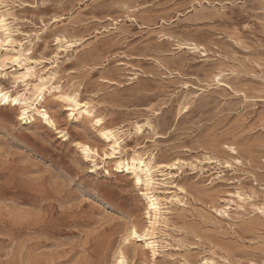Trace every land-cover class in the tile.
I'll return each instance as SVG.
<instances>
[{"label":"rangeland","instance_id":"374dc122","mask_svg":"<svg viewBox=\"0 0 264 264\" xmlns=\"http://www.w3.org/2000/svg\"><path fill=\"white\" fill-rule=\"evenodd\" d=\"M0 15L16 42L0 53L22 58L2 87L31 68L63 132L0 103V264H115L127 228L149 226L117 167L137 157L157 166L167 219L156 259L134 240L130 264H264V0H0ZM63 94L114 129L117 157ZM78 142L99 149L95 171Z\"/></svg>","mask_w":264,"mask_h":264},{"label":"bare ground","instance_id":"6f19581e","mask_svg":"<svg viewBox=\"0 0 264 264\" xmlns=\"http://www.w3.org/2000/svg\"><path fill=\"white\" fill-rule=\"evenodd\" d=\"M18 9V8H17ZM13 10V9H12ZM15 16V14H13ZM16 17V16H15ZM0 20L3 21V28H4V31H1L2 35H0V39H5V38H11L12 36L10 35L11 34V31H10V27L8 26L9 24L7 23V20L5 18V16H2L0 15ZM58 20V19H57ZM141 22V21H140ZM18 26V25H17ZM17 29V28H16ZM43 29V28H42ZM33 30V29H32ZM36 31V30H35ZM34 32V31H33ZM27 33V32H26ZM40 34V33H39ZM21 35V34H19ZM28 35V34H27ZM23 36V35H22ZM21 37V36H20ZM26 37V36H25ZM12 39V38H11ZM23 39V38H22ZM57 39V38H56ZM14 41V40H13ZM23 41V40H22ZM61 41V40H60ZM64 41V39H63ZM16 42L14 41L13 45L15 44ZM28 43V42H27ZM61 43V42H60ZM68 43V42H67ZM57 44V43H56ZM32 45V44H31ZM65 45V44H64ZM192 49L193 50H197L199 49V46L197 44H192ZM29 47V46H28ZM13 48V47H12ZM57 48V47H56ZM62 49V48H61ZM59 51V50H58ZM193 52V51H192ZM65 53V52H64ZM38 56H40L38 54ZM218 56V55H217ZM120 57V56H119ZM5 58V55L1 54L0 53V63L3 62ZM40 58V57H39ZM49 58V57H48ZM38 60V59H37ZM41 60V59H40ZM48 62V61H47ZM53 62V61H52ZM7 65H5L4 67H6ZM4 69V68H3ZM1 71V70H0ZM14 71V70H13ZM41 71V70H40ZM44 71V70H43ZM5 72V71H4ZM34 72V71H33ZM79 72V71H78ZM24 74H26L28 76V78L30 77V74H31V68H28L27 69V72H23ZM44 73V72H43ZM21 74V73H20ZM14 75V83L16 85V89H13V90H7L5 88L2 87V82H1V79H0V92H5L8 94V98L9 99H18L19 100V104L23 105V109L25 107V99L26 97L30 98L31 95L36 91V89L38 87H46V84L44 83V81H41L40 84H35V85H30L29 83H27V80H25L23 78L22 75ZM71 74V73H70ZM69 74V75H70ZM179 74V73H178ZM3 75V73L1 74L0 73V76ZM35 75V74H34ZM54 75V74H53ZM72 75V74H71ZM40 76V75H39ZM43 76V75H42ZM13 77V76H12ZM11 77V78H12ZM53 77V76H52ZM172 77V76H171ZM62 78V77H61ZM68 78V77H67ZM13 79V78H12ZM217 79V78H216ZM66 80V79H65ZM62 81V80H61ZM216 81V80H215ZM60 82V81H59ZM20 83H23L24 86H25V92H27V94H22V95H15L16 94V90L18 89V87H20L18 84ZM66 83V82H65ZM80 84V82H79ZM21 85V84H20ZM55 86V85H54ZM57 86H59L57 84ZM227 87V86H226ZM52 88V87H51ZM230 88V87H229ZM50 89V88H49ZM48 89V90H49ZM74 90V89H73ZM81 91V90H80ZM232 91V90H231ZM29 95V96H28ZM237 95V94H236ZM92 96V95H91ZM45 97V96H44ZM60 99L61 101L65 102L68 104V108L69 107H74V105L71 103L73 100L77 101L80 103L79 101V95L78 94H63L60 96ZM44 101V98L42 99ZM41 100V102H42ZM40 102V107H38V111H35L37 113V119L35 118V115L33 113V110L30 108L29 109V115H28V118L27 119H34L35 121L39 120L40 122L46 124L47 126H49L51 129L55 130L56 132L58 133H63L62 131H60L59 127H58V124L54 118V116L51 114L50 110L47 109L45 106H43V104ZM3 104V103H2ZM81 104V108L84 107L85 104L83 103H80ZM5 105V104H3ZM10 106L12 107L13 105L10 104ZM16 107V106H14ZM22 109V108H21ZM22 109V110H23ZM139 109V108H138ZM41 112L43 113H46L48 115V119L45 120L43 118V116L41 115ZM81 115H85L86 118L90 121V123L92 124V126L97 129V131L99 132L101 138L106 142H110L112 141L113 144H118L119 145V148L117 149V153L119 152V150L121 149V145H120V142L118 141V138H117V135H116V132L114 131V129H110V128H107L105 123H104V119L101 118V117H97L93 114V111L92 110H89L87 107H85V110L83 112L80 113ZM26 119V120H27ZM101 120L102 123L100 125H96L95 124V120ZM146 120V119H144ZM30 122V121H29ZM138 129V128H137ZM141 131V130H140ZM120 132V131H119ZM66 133V132H65ZM141 133V132H140ZM59 135V134H58ZM65 135V134H64ZM96 138V137H95ZM129 138V137H128ZM152 141V140H151ZM170 143V142H169ZM86 145L88 147H90L93 151H95V146L91 145L90 143L88 142H85V143H81V142H78L77 143V146L78 145ZM134 144V143H133ZM153 144V143H152ZM110 145V147L112 146ZM123 145V144H122ZM133 146V145H132ZM124 147V146H123ZM82 154H83V151L80 147H78ZM162 148V147H161ZM228 148V147H227ZM104 149V148H103ZM229 149L232 151V149H235V151L233 152V154H237V151H236V148L231 146L229 147ZM149 151V149H148ZM155 151V150H154ZM189 151V150H188ZM84 155V154H83ZM126 155V154H125ZM110 156V154H109ZM111 158V157H110ZM85 159V158H84ZM239 159H235V161H237ZM104 161V159H103ZM240 161V160H239ZM142 162H145L144 159L140 158V157H137V158H133L131 161H121L117 164V167L119 170H122V171H125V172H128V174L130 173L131 174V180H133V184L135 187L137 188H140V190L142 191L141 192V196H143L146 200H147V208H146V215H147V219H148V224L149 226L146 227L145 229H141L140 227H138L137 225L135 224H131V226L129 228H127V233L126 235L124 236L123 240H122V246H120L116 252V257H115V264H119V261L121 259V257L123 258V260L125 261V264H130L129 262V258L125 252V247H127L128 244H130L132 241L134 240H138V241H145V247L147 250H150L151 251V254H152V258L153 259H156V257L158 256L159 254V249H160V243L159 241H157V234L158 232L160 231V227L162 225H165L166 224V208L164 207V204L162 203V200L160 199V197L156 196V189H157V186L159 185V181L158 179L156 180L155 179V174L159 171L156 170V167L152 161H149V162H146V163H143ZM213 162V161H211ZM181 164L180 162L176 165V167ZM202 164V163H201ZM238 164H241V161L240 163ZM183 165H186L185 164H182ZM228 165V164H227ZM158 169H162L161 167H159ZM170 170V169H169ZM179 170V169H178ZM180 172V171H179ZM162 173V172H161ZM223 174V173H222ZM143 179L144 183L142 185H137L135 183V180L136 179ZM157 178V177H156ZM217 178V177H216ZM171 180V179H170ZM158 181V182H157ZM239 184V183H238ZM256 184V183H255ZM174 185V184H173ZM221 185V184H220ZM183 186V185H182ZM228 186V185H227ZM165 189V188H164ZM163 189V190H164ZM184 192V191H183ZM170 196V195H169ZM193 198V197H192ZM241 198V196H240ZM170 199V197H169ZM242 199V198H241ZM238 200V199H237ZM170 202H177V203H181V200L179 198H174L172 199ZM174 207V206H173ZM179 207V206H178ZM201 209V207L199 208ZM172 210V209H170ZM175 210V207L174 209ZM201 210H204V209H201ZM236 210V209H235ZM220 214H227L226 211H221L219 210L218 211ZM210 213V212H208ZM212 214V213H211ZM175 215V214H174ZM201 215V214H200ZM228 215V214H227ZM192 216V215H191ZM204 216V215H203ZM202 216V217H203ZM229 216V215H228ZM179 218V217H178ZM192 218V217H191ZM256 218V217H255ZM193 219V218H192ZM216 219V218H215ZM176 221V219H175ZM226 221V220H225ZM223 223V222H222ZM201 224V223H200ZM127 226V225H126ZM133 229L136 230V233L140 236V237H145L146 236V239H138L136 238L135 236H133L132 234V231ZM251 229V228H250ZM172 231V230H171ZM125 233V232H124ZM176 233V232H175ZM210 233V232H209ZM94 235V234H93ZM97 235V234H96ZM182 237V236H181ZM253 238V237H252ZM29 241V239H28ZM241 241V240H240ZM169 242V241H168ZM170 243V242H169ZM132 244V243H131ZM138 244V243H137ZM88 245V244H87ZM150 245V246H149ZM204 245V244H203ZM166 246V245H165ZM209 246V245H208ZM172 247V246H171ZM47 248V247H45ZM48 249V248H47ZM45 250V249H44ZM253 250V249H251ZM47 251V250H45ZM85 251V250H84ZM24 252V251H23ZM88 253V252H87ZM167 254V253H166ZM168 256V255H167ZM205 257V256H204ZM49 258V257H48ZM51 259V258H50ZM256 259V258H254ZM204 260V259H203ZM186 261V260H185ZM52 262V261H51ZM55 262V261H54ZM175 262V261H174ZM182 263V262H181ZM180 264V263H179Z\"/></svg>","mask_w":264,"mask_h":264},{"label":"snow or ice","instance_id":"6c2138e0","mask_svg":"<svg viewBox=\"0 0 264 264\" xmlns=\"http://www.w3.org/2000/svg\"><path fill=\"white\" fill-rule=\"evenodd\" d=\"M0 31H4L3 28V21L0 20ZM14 41L11 38H5V39H0V52H3L8 46L13 45ZM59 40L57 39V44H59ZM26 59V58H25ZM22 63V58L20 55H15L12 53H7L5 54V58L3 60L2 63H0V70H3L5 65H11L13 66V68L15 66L21 65ZM20 75L23 76V78L25 80L28 79V76L24 73H21ZM14 86V85H13ZM46 93V88L45 87H38L36 89V91L31 95L30 98L26 97L25 99V107L22 111H19L17 114V119L20 121H24L28 118L29 115V109L31 108L33 110V112L38 111V106L40 105L41 100L44 98ZM0 103H3L5 105L7 104H11L13 106H18L19 105V100L18 99H9L8 98V94L5 92H0ZM74 107H69L66 109V115L68 117V119H72L77 112L81 109V104L75 100H73L71 102ZM84 107H87V105L85 104ZM186 110V109H185ZM41 115L43 116V118L45 120L48 119V115L46 113L41 112ZM102 123L101 120L97 119L95 120V124L96 125H100ZM61 136H63V133H61ZM78 147H80L83 151L84 154V158L86 160H89L92 166V170L95 171L96 166L99 164V160L98 159H92L93 157H97L100 156V151L99 149H97L96 151H93L90 147L86 146V145H78ZM119 148L118 144H114L111 146L110 149V156H109V148L105 147L104 148V153H103V159L107 160L110 157L111 158H115L117 157V149ZM232 151L234 152L235 149H232ZM237 163H240L239 160L236 161ZM146 163L145 162H142ZM179 163V161H175L173 163H168V164H160L159 167L161 168H169V169H175L176 165ZM225 167H230V165H225ZM135 183L139 186L142 185L144 183L143 179H136ZM181 192L184 191L183 188L180 189ZM261 213L264 214V209H260ZM222 214V213H221ZM133 236H135L138 239H146L145 237H140L137 233L136 230L133 229L132 231ZM150 246V245H149ZM119 264H125V261L123 260V258L121 257ZM206 264V262H205Z\"/></svg>","mask_w":264,"mask_h":264}]
</instances>
